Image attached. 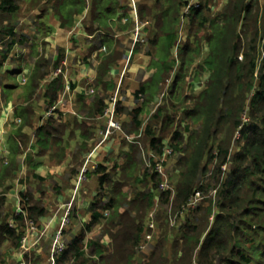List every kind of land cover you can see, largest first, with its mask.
<instances>
[{
	"label": "trees",
	"instance_id": "obj_1",
	"mask_svg": "<svg viewBox=\"0 0 264 264\" xmlns=\"http://www.w3.org/2000/svg\"><path fill=\"white\" fill-rule=\"evenodd\" d=\"M18 1H24L26 10H38L39 19L49 8H53L63 26H69L68 21L72 16L86 6L84 0H0V68L15 42H22L25 38L22 36L18 40L14 24L10 26L23 12L24 5ZM195 1L199 7L193 6L187 15L190 31L188 37L182 40V49L179 50L181 65L165 62L161 66L165 74L163 82L165 76L174 74L173 97L165 105L158 106L146 122L140 138L147 152L154 151L156 155H161L164 141H167L174 149V155L181 154L176 161L179 174L174 193L169 190L160 194L158 176L144 168L142 172L145 173L134 180L146 186L149 184L148 190L142 192L132 189L133 198L122 199L121 189L115 188L112 192V188L104 187L105 178H109L104 172L101 188L91 204L90 223L72 238L56 264L71 261H75L74 264L91 263L93 258L84 250V239L87 231H93L105 220H108V224L103 230L109 233L111 243L109 246L103 245L101 237L89 241V246H93L92 256L98 257L94 264H264V51L260 50L264 40V0H229L225 9L215 18L212 15L215 0ZM191 2L180 1L181 9L185 10ZM159 3L158 13H153L148 6L139 7L140 19L154 20L158 30L160 26L165 29L166 24H162L160 12L164 7ZM119 6V0H99L94 5V11L84 20L87 30L91 31L90 26L94 24L103 26L104 22L114 18ZM207 23L209 30L205 29ZM145 30L143 33L146 35ZM203 31L204 35L201 34ZM163 34L159 30L158 34L149 37L151 44L156 45ZM170 39L168 46L166 42L161 47L162 51L171 48ZM204 40L209 43L210 52L200 69L208 68L209 78L204 83V89L194 96V103L186 108L185 124L175 128L172 126L176 121L174 112L178 108L172 103L178 95L175 88L178 80L192 71L194 60L202 55ZM35 54L38 55L36 51ZM62 59L63 55L60 54L54 69L61 68ZM49 63L45 55L37 59L35 69L25 83L28 100L34 97L39 85L49 74ZM176 67L180 68L179 72ZM19 70L11 74H18ZM7 82L8 78H1V91L8 92L18 87L17 84L13 88L7 87ZM144 89L143 85L137 93L144 92ZM64 90L61 76L51 80L45 91L50 106L60 100ZM181 94L182 98L187 99L184 91ZM27 110L29 107L22 114H27ZM140 111L141 108L134 110L132 127L135 132H139V128L144 125L138 117ZM245 113L249 117L247 122L243 121ZM238 133L243 143L231 153ZM17 135L18 138L22 137L20 131H17ZM16 142L14 153L20 150L18 140ZM133 146L139 151L137 143ZM171 156L166 157V163ZM97 170L104 171L105 167L100 166ZM197 192H201L204 197L195 209L189 208V218L178 229L169 223V209L161 206L157 215L161 235L155 247L146 252L148 257L137 261V250L145 243L146 235L156 230L149 228L148 221L150 213L154 211L153 206L158 202L157 198L163 205H169L173 199L170 209L176 213ZM108 193L109 199L103 202V196ZM24 197L29 219L36 220V215L44 214L45 210L33 201L31 194L27 192ZM2 201L3 197H0V205ZM31 204L33 206L30 208ZM105 211L112 213L106 216L108 214ZM24 221L23 215L19 214L15 216L12 226L4 223L0 231V234L4 232L2 244L10 240L9 245L15 248L20 246V238L26 227ZM169 245L172 246L171 251Z\"/></svg>",
	"mask_w": 264,
	"mask_h": 264
},
{
	"label": "crops",
	"instance_id": "obj_2",
	"mask_svg": "<svg viewBox=\"0 0 264 264\" xmlns=\"http://www.w3.org/2000/svg\"><path fill=\"white\" fill-rule=\"evenodd\" d=\"M84 1L85 8L72 16L68 21L69 26L62 25L55 16L53 8H49L39 19L38 10H26L27 5L23 3L24 1H18L20 5H24L20 15L22 18L11 22L10 26L14 24L13 28L18 40H21L22 36L25 38L22 42H15L6 62L0 68L1 82L2 77L9 78V75L19 68L21 70L18 74L27 73L30 76L40 56L45 55L50 62L49 74L41 82L31 100H28L27 92L23 89H9L8 91L12 92L10 96L7 95V91L0 90L2 92L0 197H3L0 205V222L2 223H0V231L4 223L10 225V221L14 223L15 216L19 215L17 209L21 201L24 204V195L27 192L31 194L33 201L38 203L45 212L42 215H36L37 230L32 243L37 236L42 235V237L30 252H34L37 248L38 252L45 251L43 245H48L51 249L53 237L59 229H62L63 240L68 247L69 240L71 241L79 234L92 219L91 204L98 189L101 188L104 172L109 178H105L103 185L107 189L112 188L110 191L113 192L115 188L122 190L121 187H128L131 180L140 177V172L145 170L140 167L141 162L138 158L141 154L140 149L138 151L133 146L135 143L127 141L126 136L123 135V129L116 132L105 143L99 144L100 131L106 125L102 111L114 89L121 84L122 100L118 104L117 119L121 121L129 135L139 133L132 127L134 110L141 108L138 117L144 123V127L150 119L153 110L151 106L155 104L153 102L162 100L161 91H163L164 83L162 77L165 74L162 67L160 69L158 67L156 71L153 64L156 45L151 44L150 50L146 52L142 48L137 51L136 47L132 55L130 54L134 29L131 0H119L121 7L116 9L114 18L104 22L103 26L98 24L90 26L91 31L87 30L84 20L90 16L91 11H94V5L99 0ZM135 2L139 19V7L142 5L148 6L153 13H158L157 0H135ZM142 22L147 26H145L147 35L144 34L145 38L149 39L159 33L154 20ZM150 43L149 40V45ZM60 54L63 55L62 72L55 75L59 68L53 72L54 63ZM127 59L130 60L129 67L123 76L122 72ZM130 70H135L134 79L129 74ZM117 75H119L118 82L115 78ZM54 76L55 78L61 76L64 87L70 85L71 91L59 107L57 115L45 120V112L50 107L45 91ZM7 83H9L7 87H14V84ZM20 84L23 83L20 82ZM143 85L144 92L137 93ZM23 86L25 87V83ZM27 107H29L27 114H22ZM169 110L171 112V109ZM142 128L140 127L139 131ZM17 131L21 132L23 140L22 137L18 138ZM14 140H18L20 146V150L16 153L14 148H17V142ZM94 149H97L94 156L97 168L92 172H95L97 177H94V173L90 176V172L89 178L76 189L85 158ZM100 166H104L105 170L99 172L97 169ZM5 170H7L6 173ZM118 174L122 176L120 182L115 183L112 175L115 179L119 176ZM141 185L143 187L137 182L133 189L146 192L149 184ZM131 192L133 194V191ZM129 193L123 192L122 199H130ZM110 194L104 195L103 199H109ZM32 206L33 204L30 208ZM65 219H67L66 223H64ZM3 220H5L4 223ZM111 228L109 226L110 230ZM91 233L92 231H87L84 239L86 253L89 248L90 252L93 250V246H89V241L95 239L94 236L91 238L89 235ZM101 233H98L101 243L109 246L111 243L109 233L105 230ZM7 243L8 240H5L4 247L8 246V254L5 257V260L9 258L7 264L12 262L32 264L28 254L23 256L19 247L15 248ZM94 261L92 260L91 263ZM74 262L67 264H74Z\"/></svg>",
	"mask_w": 264,
	"mask_h": 264
},
{
	"label": "rangeland",
	"instance_id": "obj_3",
	"mask_svg": "<svg viewBox=\"0 0 264 264\" xmlns=\"http://www.w3.org/2000/svg\"><path fill=\"white\" fill-rule=\"evenodd\" d=\"M157 1H159L161 3L162 7H164V9L160 13H162V16H163L162 24H164V23H166V24H165V29H163L162 26L159 27V30L164 34L162 35V38L161 37L159 38V40L155 46V53H154V57H155L154 60L155 61H153V64L155 66V70L158 69V67L160 69L162 64H164L165 62H172L175 64V66H178V64H179V66L181 65V57L180 58L178 57L179 56V50L182 49V40L188 37V33L190 31V25H188L189 24V16H187V15H189L188 14L189 12L186 13L184 9H181L180 1H182V0H157ZM254 1L263 2V0H254ZM228 2H229V0H224V1L223 0H215L214 1V3L212 4L213 18H215L222 10L225 9V6H227ZM20 18H22V17H20ZM208 24L209 23H207V25H206V28H205L206 30H209ZM201 34L204 35L205 31H203ZM169 39L171 40V48L167 51H162L161 47L163 45H165L166 42H167L166 45L168 46V43H170ZM140 48L144 49L145 52L148 51V49L150 50L151 43L149 45L148 37H146V41L144 44H139L137 46V51ZM260 50L264 51V40H262ZM209 52H210L209 43L207 42V40H204L202 55L194 60L193 66H192V71L189 72L186 77H181L178 80L177 86L175 88L177 90L178 95L175 96V100H174V102H172L178 106V108L176 109L177 112L176 111L174 112V113H176V121L172 125L175 128L177 125L185 124L184 115H185L186 108L188 109L190 107V105L194 103V100H195L194 96H197L204 89V83L209 78L210 72H209L208 68L205 67L206 68L205 70L200 69V66L203 65L204 59L209 54ZM179 60H180V62H179ZM132 61H131V63H132ZM174 64H173V67H174ZM126 65H127V63H126ZM168 66H170V63H168ZM198 67H199V69H198ZM55 71L56 70L54 69L53 72H55ZM176 71L179 72L180 68L176 67ZM133 73H135V70L129 71V74H131L132 78L134 79L136 76V73H135V75ZM24 74L27 76V79H28L29 74H27V73H24ZM21 75L22 74H10L9 75L8 82L18 85L16 90H19V89L24 90L25 89L23 84H20L19 78ZM173 76H174V74L170 77L165 76L166 80L163 83V91H161L163 93V96L161 98L162 100H160V101L158 100L160 102V105H165L166 103H168V101L171 99V97H173V95H171V91H172L173 86H174V77ZM115 78H116V82H118L119 75H117ZM168 79L171 80L170 83H168V81H167ZM126 82H128L127 78H126ZM16 90H13V91L16 92ZM116 90H117V88L114 89V93ZM182 91H184V95L187 96V99L182 98V94H181ZM121 92H122V88H121ZM68 93H67V95H68ZM11 94H12V92H10V91L7 92L8 96H10ZM10 99H12V98H10ZM158 101H155L153 103L156 104V103H158ZM155 104L153 106H151L152 109L155 106ZM157 108H158V106L156 107V109ZM118 121L121 124V127L123 129V132H124L123 135L124 136H125V134L129 135L130 133L128 131L124 130L121 121L120 120H118ZM116 132H119V131H116ZM114 134H113V136H114ZM127 141H129V140L127 139ZM240 143L241 144L243 143V139H242L240 133H238L234 139V143H233L232 148H231V153L236 151V149L240 148L239 147ZM164 144H165L164 147L169 145L167 141H164ZM180 155H181L180 153H177L176 155L169 157V161H167V163H166L167 172H168V175L170 177V183H171L172 187H174V188H175V184L177 182L178 174H179L178 169H176L177 168L176 161L178 159L177 157ZM138 158H139V162H141L140 167L142 169L145 168V166H144L145 163L143 161L142 155L140 154ZM144 158H148V157L145 156ZM92 171L93 170L91 169L90 170V172H91L90 176H91V174L94 173L93 174L94 177H97L95 175L96 173L92 172ZM144 173H145V171L140 172V175H143ZM118 175L119 176L117 178L115 177V179H114V176L112 175L115 183L120 182V178H121L122 174H118ZM88 178L89 177H87V179ZM99 185H100V179L98 182V186ZM136 185H137V181L131 180L128 187L123 186L121 188H122L123 192H126V193L130 192L129 197L131 199L133 197V194L131 191L134 188V186H136ZM140 186L143 187V185H141V184H140ZM133 191H135V189H133ZM103 202H107V199H103ZM172 202H173V199H171L169 205H163L158 200V202L155 204V206H153L154 218H156L154 221L156 230L154 233H152L153 238H152L151 242H149V244H147V250L146 251H141L140 249L137 250V255H136L137 260L143 261V259L145 260V258L148 257L147 256L148 254H146V252H149L153 247H155V244H156L155 242L161 235L160 234L161 232L158 231L159 224L157 221V215L160 213L161 206H162V208H164L166 210L169 209L167 214L169 217V223H170L171 227L178 229L179 227H181L182 225H184L186 223L187 219L189 218V214H190L191 210L189 208H184V209H181L175 213L172 209H170V205L172 204ZM197 206H198V203L194 207H191V208L195 209ZM5 211H7V210H5ZM111 213H112V211H110V213L108 211V215H106V216L111 215ZM4 222H5V220H3V223ZM10 223L12 224L13 221H10ZM107 223H108V220H105L100 225H97L96 227H94L92 233L89 234L91 236V238H93V236L95 237V239L100 238L98 233H101L103 231V228L105 227V225H107ZM148 225H149V221H148ZM3 234H4V232L2 231L0 234V264H7L9 261V258H7L5 260V257L8 254V246L4 247V243L2 244V242H1V237ZM9 241L10 240H8V243H9ZM69 242H70V240H69ZM65 243H66V241H65ZM85 243H86V240H85ZM19 244H20V242H19ZM171 247L172 246L169 245V251H170ZM37 249L35 251L33 250L34 252L27 253L29 255L28 258L32 259V260L30 259L31 263L32 264H36V263L37 264H41V263L42 264L43 263L44 264H51L50 263L49 246L43 245V249H46L43 252H38ZM89 249L87 252L88 254L91 253ZM27 254H24L23 256H26ZM90 255L92 256L93 254L91 253ZM42 256H44V257L41 258ZM92 257L95 258L97 256H92ZM97 259H98V257H97ZM97 259H93V260L97 261ZM11 264H18V263L12 262ZM91 264H94V263H91ZM194 264H197V262H194Z\"/></svg>",
	"mask_w": 264,
	"mask_h": 264
},
{
	"label": "built area",
	"instance_id": "obj_4",
	"mask_svg": "<svg viewBox=\"0 0 264 264\" xmlns=\"http://www.w3.org/2000/svg\"><path fill=\"white\" fill-rule=\"evenodd\" d=\"M132 2V12H133V20H134V29L132 30V49H131V55L133 53V51L135 50V48L139 45V44H144L146 41V38L144 37V33H143V29L145 28V23H143L142 21H140L139 17H138V13H137V6H136V2L135 0H131ZM199 7V4L197 3V1L192 0V2L190 4H188L185 8V12L188 13L190 12V10L192 9V7ZM125 21V19H124ZM264 55V52H263ZM129 62L130 60L127 59L125 64H124V70L122 72L123 76L126 73V69L129 66ZM127 63V65H126ZM62 72V69L59 68L56 72L55 75H59ZM55 78V76L53 77ZM21 83H26L27 79L25 75H21L19 78ZM168 83H170V80H167ZM121 84L117 87V90L115 91V93L113 92L112 95L109 96L107 103H106V107L104 109V113H103V118L106 120V125L104 126V128L100 131V145L105 143L106 141H108L113 134L116 131H119L122 129L121 124L119 123V121L117 120V113H118V104L119 102L122 100V96H121ZM71 91V86L70 85H66L65 86V90L63 95L61 96L60 100L53 106H50L47 111L45 112L44 115V119L48 120L51 119L53 117H55L59 111V107L64 103L67 93ZM93 91V90H90ZM163 96V94H162ZM143 97V96H142ZM160 105L159 103H156V105L154 106L152 112L150 115H152L155 111H156V107ZM249 120V117L247 115V113H245L243 115V121L247 122ZM144 127L141 129V131H139L138 135H127L125 134L126 138L132 142V143H137L140 146V152L143 158V161L145 163V169L148 170H152L159 178V183H158V191L160 194H162L163 192L166 191H172L174 193V187H172L171 183H170V177L168 175L167 172V166H166V157L174 155L175 151L172 147H170L169 145L166 147H163L162 150V154L161 155H156L154 151H149L147 152L146 149L144 148V145L142 144V142L140 141V138H142V132H143ZM97 152V149H94L93 151H91L87 157L85 158V161L81 167L78 179H77V183H76V189H78L83 182L86 181L90 170H95L97 168V164L95 163L94 160V156ZM145 156H147L148 158H144ZM204 196L201 194V192H197L189 201V203L184 206L182 209L184 208H191L194 207L197 203L199 204L200 200L203 198ZM157 200H159L157 198ZM70 205H72V203H70ZM106 214V212H104ZM17 214H21L23 215V217L25 218V222H26V227L24 229V234L20 240V246L19 249L23 254H27L29 253L38 243V241L41 239L42 235L37 236L36 240L32 243V238H34L36 230H37V223L35 220H31L27 217V213L26 210L23 206V201H21L18 209H17ZM149 228L152 230H155V218H154V211H152L150 213L149 216ZM67 222V219H65L64 223ZM13 224H11L12 226ZM153 232H150L146 235V241L144 244L140 245L139 249L141 251H146L147 250V244H149V242H151L153 236H152ZM67 248V245L65 243V241L63 240V236H62V229H59L57 231V233L54 235L53 240H52V245H51V249H50V263L51 264H56L57 263V258L59 257V255L65 251Z\"/></svg>",
	"mask_w": 264,
	"mask_h": 264
},
{
	"label": "clouds",
	"instance_id": "obj_5",
	"mask_svg": "<svg viewBox=\"0 0 264 264\" xmlns=\"http://www.w3.org/2000/svg\"><path fill=\"white\" fill-rule=\"evenodd\" d=\"M170 82H171V80H170ZM105 212H107V211H105ZM107 214H108V212H107Z\"/></svg>",
	"mask_w": 264,
	"mask_h": 264
}]
</instances>
